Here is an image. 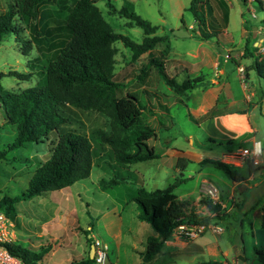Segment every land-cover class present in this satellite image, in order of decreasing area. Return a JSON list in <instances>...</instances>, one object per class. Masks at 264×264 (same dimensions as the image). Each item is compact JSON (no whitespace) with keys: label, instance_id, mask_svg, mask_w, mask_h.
<instances>
[{"label":"rangeland","instance_id":"rangeland-1","mask_svg":"<svg viewBox=\"0 0 264 264\" xmlns=\"http://www.w3.org/2000/svg\"><path fill=\"white\" fill-rule=\"evenodd\" d=\"M74 0H49L39 4L38 9L67 10ZM190 0H111L117 8L122 4L128 5L141 16L147 18L157 27L156 33L166 35L154 45L153 53H163L164 68L168 75L178 81L186 77L201 76L204 81L213 82L211 78L223 79L229 93L235 95L237 106L241 105L248 110L242 114L233 109H226L221 115L217 106L206 113V98L209 93L200 89L207 86L194 87L185 92L176 93L165 84L156 73L153 66L146 69L145 75L140 79L137 76L140 65L145 60V53L136 59L130 58L127 47L120 41L116 45L115 63L113 66V79L125 81L126 85L118 91H136L141 103L145 106L142 118L155 129V135L147 142L153 146L157 155L152 158L137 160L123 165H116L118 177L123 179L111 185L102 187L100 180L112 176L113 172L108 166L114 163L113 158L100 154L92 157L90 173L84 180H80L61 189L49 190L30 198L19 199L13 202L14 213L10 220L9 229L13 232L12 242L37 249L40 245H47L48 250L42 255L41 264H69L72 259L86 255L91 240L95 237L107 242L105 257L101 262L92 261L90 264H167V258L156 253L148 260H142L141 254L148 233L153 234L148 222L137 217V209L133 206L131 195L138 185L147 189L164 188L173 182L172 192L177 196L189 199L191 203L178 205L176 208L168 207L176 217L182 215H212L206 207L199 203L202 197L200 187L206 184L213 185L218 192L227 193L232 179L226 172L208 161L199 160L201 157L219 159L222 151L247 145L248 141L242 138L248 134L260 141L264 148V91L261 101H258L259 91L262 89L261 81L253 71L244 75L245 60L241 57V46L245 39H254L257 49L255 53H264V25L259 19L262 12L256 7V0H200L197 14L205 19L206 31L216 30L205 39L193 35L197 29L193 14L186 8ZM96 4L102 10L104 18L113 29L139 40L143 33L136 25L127 26L124 16L116 13L108 14L104 0H97ZM264 6V0H261ZM5 7V0H0V9ZM226 13L225 26H211V22H218L221 9ZM36 25H41L35 19ZM23 25V24H22ZM215 25V24H214ZM28 38L26 27L13 31L0 40V87L9 90H20L42 80V71L35 60L37 54L31 43L26 53L22 52L24 41ZM167 41V47L165 43ZM226 48L227 50L223 49ZM218 52L221 54L218 56ZM225 53V54H224ZM224 54V55H222ZM227 59L222 73L215 70L216 59ZM231 59L237 66L231 64ZM9 70L31 71L26 79L9 73ZM241 83L247 86L241 90ZM253 94H250V91ZM251 98L248 106L243 100L244 93ZM225 95V93H224ZM219 95V102L224 101ZM230 101L225 99V104ZM222 111V110H221ZM191 114V116L189 115ZM78 119L83 123V130L91 124H98L101 117L94 113L78 112ZM227 120L238 126L242 132L224 126ZM240 132V133H238ZM14 135V127L4 122L0 110V148ZM54 136H44L40 140L27 141L17 148L6 152V159L0 158V196L19 193L26 185L27 179L36 165L42 162L50 153ZM251 144V143H250ZM183 155L186 158L182 168L175 164V156ZM13 160H10L11 157ZM8 158V159H7ZM232 163H237L232 162ZM253 163H260L253 170V176L248 181L254 187H264V161L262 155L253 158ZM237 165V164H233ZM113 169V168H112ZM243 175V169L239 170ZM100 177V179H99ZM137 177H139L137 179ZM180 178V180H178ZM253 187V189H254ZM109 189L110 195L125 199L128 203L117 206L121 208L122 218L112 214V203L106 199L99 189ZM258 188V189H259ZM95 189V190H94ZM253 192V190H252ZM96 193H100L97 195ZM251 194V193H250ZM249 194V198H250ZM239 202L220 218L211 216L209 222L218 224L222 230L218 233L205 229L194 238L201 243V250L195 251L193 256L185 258L177 253L171 258L178 264H190V259L197 261L209 259L211 256L220 257V252L209 255L207 244H212L215 237H219V248L233 242L243 245L246 251L253 253V246H264V217L254 213L252 208L244 207ZM260 197V203H262ZM237 203V202H236ZM241 206V207H240ZM107 207V208H106ZM244 207V208H243ZM106 211L107 214L101 215ZM86 231V233H85ZM86 234V235H85ZM173 234L182 239H189L180 228H173ZM193 240V239H192ZM164 247L161 249L163 250ZM175 248H173L174 250ZM230 248L227 257L232 252ZM169 256V254H166ZM174 264V263H171ZM254 264H258L254 262Z\"/></svg>","mask_w":264,"mask_h":264},{"label":"trees","instance_id":"trees-1","mask_svg":"<svg viewBox=\"0 0 264 264\" xmlns=\"http://www.w3.org/2000/svg\"><path fill=\"white\" fill-rule=\"evenodd\" d=\"M47 1L49 0H5V7L0 9V40L11 32H18L26 27L28 38L23 43L22 52L26 53L32 43L37 52L34 56L36 63L43 73L40 82L27 85L18 91L0 87V110L4 122L14 127V135L0 148V158L6 159L8 150L27 141L36 142L44 136H54L49 155L34 167L25 187L12 196H0V211L9 218L15 211L13 202L70 185L87 177L92 167L93 155L104 154L113 158L115 162L108 165L112 172L117 170L116 165L157 155L153 146L147 142L156 131L142 118L145 105L141 103L136 91L118 93L126 83L113 79L114 55L117 50L114 42L120 41L127 47L132 60L145 53L146 58L137 73L140 79L145 75L146 69L153 66L157 75L176 93L210 83L205 81L200 84L204 81L200 75L180 81L168 75L163 62L165 49L160 51L162 56L153 53L154 45L166 40V35L156 33L157 26L128 5L122 4L117 8L111 0H104L108 14L124 16L127 26L136 25L141 28L143 35L139 40L113 29L104 18L96 0H74L67 10L63 7L56 11L38 9L39 4ZM198 2L200 0H190L186 8L193 14L197 25L193 35L205 39L216 30L206 31L205 19L197 14ZM256 2L257 9L262 12L259 22L264 25V6L261 0ZM220 9L218 22H211L213 29L215 26H225L226 13L222 7ZM35 19H39L41 25L37 26ZM253 41L254 39L245 37L241 46V57L246 62L244 75L247 77L248 71H253L261 81L262 92L264 53H255L257 47ZM165 46H168L167 41ZM30 72L9 70L10 74L22 79H26ZM2 74L0 71V75ZM78 112L86 115L94 113L101 119L98 124H91L83 130ZM13 158L15 157L12 156L10 160ZM200 160L222 168L235 182L244 179L259 166L251 158H245L240 166L229 165L210 157ZM185 161L183 155L175 156L178 168H182ZM240 169L244 170L246 176ZM121 179L123 178L113 172L109 179L103 181V185H111ZM174 185L175 182L164 188L151 189L138 185L131 195L137 217L148 222L154 231L153 234H147L145 245L142 251L139 250L142 260L152 258L160 251L177 224H205L211 216L218 219L223 214L224 207L220 202L212 201L204 194L198 201L211 216L189 214L176 217L168 207L173 209L180 204L186 206L191 201L174 194L171 191ZM4 244L24 264H41L40 259L48 250L46 244L37 249L12 241ZM252 259L258 264H264V246L253 247ZM92 261L94 259L87 251L85 256L72 259L69 264H90ZM204 263L221 264L213 259Z\"/></svg>","mask_w":264,"mask_h":264},{"label":"crops","instance_id":"crops-1","mask_svg":"<svg viewBox=\"0 0 264 264\" xmlns=\"http://www.w3.org/2000/svg\"><path fill=\"white\" fill-rule=\"evenodd\" d=\"M224 50H227V49L224 48L222 53L224 52ZM220 54L221 53L218 52V56ZM224 54H222V55H224ZM226 60L227 59H224V58L223 59H216V63H215L216 70L215 71L217 73H219V72L222 73L223 72V69L225 67L224 65L227 63V62H225ZM230 61H231V64L229 63V65H232L234 63L237 66V63H235V61H233V59H231ZM210 80H213V82L211 81L209 84H207L206 87L200 88L201 90L204 89V90H206L205 92L209 93L208 97L206 98L205 108L202 109L203 111L206 109L205 113L208 110H210L211 108H213L214 106H216V105L218 106L219 105L218 108H217V106H216V108L220 110V112H218V113H221V115H223V112L226 109H230V108L235 110V111H239L242 114H246V115L248 114V110L246 108H243V106H241V105H239V106L236 105L237 104V100H236V98H234L235 95H233L232 93H229L227 91V89H226V86H224L226 81H224L223 79L217 80L215 78H211ZM240 87H241L242 91H245L247 89V86H245L243 83H241ZM253 91L254 90H251L250 94H253ZM224 93H225V95H224ZM220 94H222L224 96L223 97L224 101H222V103L219 102V95ZM262 94L263 93L261 91H259L258 101L259 100L261 101V99L264 98V97L262 98V96H263ZM247 96H248L247 92L244 93L243 100L247 102L248 106H250L249 104L251 103V98L247 97ZM225 99H228L230 101L229 105L225 104ZM224 126L226 128L242 132L241 129L238 126L230 124V122L227 121V120L224 121ZM240 132H238V133H240ZM254 139H257V138H255L253 136V134H248V135H246V136H244L242 138V140H244V141H248L249 140L250 143ZM203 157H205V156H203ZM203 157H201L200 159H202ZM259 164L260 163H256V165H259ZM252 176H253V173L247 175L244 179H241L238 182H235V180L232 181L231 184L228 186V188H226L227 189V193L218 192V190L216 189L217 190V194H218L217 195V201L220 202V205L222 207H224L222 209L223 213L229 211L231 208L236 206L239 202H242V204H244L245 203L244 199H248V202L244 205V207L252 208V206L255 205L253 207L254 208V213L256 211H259L258 214H257V212L255 214L262 215L263 210H264V187L262 186V187L259 188V187H257V185H256V187H254L255 185H254L253 182L250 184L248 180L250 178H252ZM109 177L110 176H108L105 179L100 180V183H102L101 184L102 187H106L105 185H103L104 184L103 181L106 180V179H109ZM84 179H86V177L82 178V179H79V180H77L75 182H78V181L84 180ZM99 179H100V177H99ZM75 182H73L72 184H74ZM72 184H70V185H72ZM70 185H66V186H63V187H69ZM63 187H61V188H63ZM253 187H254V189H253ZM61 188H57V189H61ZM53 190H55V189H53ZM200 190L202 191L201 187H200ZM252 190H253V192H252ZM99 191L103 193L104 198H106V199L109 198L110 199V202L112 203L111 207L113 209L112 214L114 215V217L117 215L120 218H122V215L120 213L121 212V208L118 210L117 206L120 207V206H122V204H127L128 202L125 199H123L121 201L119 198H117L115 200V198H113L110 195L109 189L102 188V189H99ZM96 194L99 195L100 193L99 194L96 193ZM202 194H204V193L202 192ZM249 194H250V198H249ZM260 197H262L263 205L260 203ZM133 206H135V204ZM206 211H208V210L206 209ZM135 212H137V211H135ZM105 214H107L106 211L101 213L102 216L105 215ZM213 223H215V222H213ZM148 234H151V233H148ZM194 238L192 237V238H189V239H182V238H179V237L175 236L173 234V231H172V234H171L170 238L165 240L163 245H162V247H164L163 250L160 249V253H162L165 256V258L168 259L167 260L168 261L167 264H171V263L178 264V263H175V261L171 260V258H173L176 255L175 253H177L180 257L184 256L185 258H188L190 256H193L195 251H197V250L200 251L201 250V248H200L201 243L195 242ZM218 241H219V237L216 236L215 239H214V242L212 244H210V243L207 244L206 248L208 249V252H209L210 256L212 254L213 255L217 254V250L220 252L221 256L220 257H218V256H213L212 257L211 256V258L209 257V259H207V260H210V259L217 260V261H220L221 264H236V262H235V259H236L235 252L238 251L239 249H241L242 250V255L244 256V264H254V261L252 259V254L253 253L251 252V254H249L246 251V248L243 245L239 246L238 244H234L233 242H231L230 244L225 245L223 248H219L220 245L218 244ZM255 247L259 248V247H262V246H255ZM173 248H175V249L173 250ZM230 248H232L233 250H232L231 254L229 255V257H227V254L229 253L228 250H230ZM88 250H89V247H88L87 251ZM167 253L169 254V256L166 255ZM204 261H206V260L205 259L199 260V261H197V264H205ZM190 262H191L190 264H196L191 259H190Z\"/></svg>","mask_w":264,"mask_h":264},{"label":"built area","instance_id":"built-area-1","mask_svg":"<svg viewBox=\"0 0 264 264\" xmlns=\"http://www.w3.org/2000/svg\"><path fill=\"white\" fill-rule=\"evenodd\" d=\"M254 142H257V149L254 147ZM261 145L258 139L251 141L250 146H240L230 150L222 151L219 160L225 162L226 164L241 165L245 158H251L261 154ZM237 163H232V162ZM202 192L209 196L212 201H217V190L213 185L206 184L201 187ZM12 224L9 217H7L2 211H0V264H24L20 257L12 252L5 246V242H11L13 239V232L9 229ZM180 228L187 238H192L198 233L205 229H209L212 232H220L222 227L215 223H179L175 226ZM93 247L92 257L95 262H101L105 257V252L107 249V242L100 241L97 238L91 240Z\"/></svg>","mask_w":264,"mask_h":264},{"label":"water","instance_id":"water-1","mask_svg":"<svg viewBox=\"0 0 264 264\" xmlns=\"http://www.w3.org/2000/svg\"><path fill=\"white\" fill-rule=\"evenodd\" d=\"M247 145H250V141L248 142ZM261 154L263 156V161H264V148H261ZM234 181V180H232ZM92 252H93V247H92V244H90L89 246V250H88V253H89V256L92 257ZM235 262L236 264H244V256L242 255V250L239 249L238 251L235 252Z\"/></svg>","mask_w":264,"mask_h":264},{"label":"bare ground","instance_id":"bare-ground-1","mask_svg":"<svg viewBox=\"0 0 264 264\" xmlns=\"http://www.w3.org/2000/svg\"><path fill=\"white\" fill-rule=\"evenodd\" d=\"M254 147L255 149H257V142H254Z\"/></svg>","mask_w":264,"mask_h":264}]
</instances>
